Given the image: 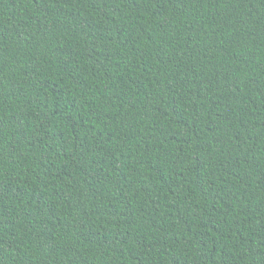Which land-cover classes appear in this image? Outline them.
<instances>
[{"label": "trees", "instance_id": "1", "mask_svg": "<svg viewBox=\"0 0 264 264\" xmlns=\"http://www.w3.org/2000/svg\"><path fill=\"white\" fill-rule=\"evenodd\" d=\"M0 264H264V0H0Z\"/></svg>", "mask_w": 264, "mask_h": 264}]
</instances>
